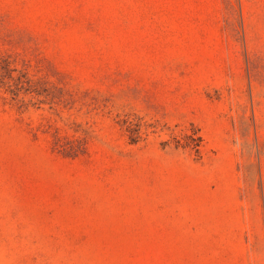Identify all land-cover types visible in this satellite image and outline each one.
I'll list each match as a JSON object with an SVG mask.
<instances>
[{
  "label": "rangeland",
  "instance_id": "374dc122",
  "mask_svg": "<svg viewBox=\"0 0 264 264\" xmlns=\"http://www.w3.org/2000/svg\"><path fill=\"white\" fill-rule=\"evenodd\" d=\"M0 54V264H264V0H0Z\"/></svg>",
  "mask_w": 264,
  "mask_h": 264
},
{
  "label": "trees",
  "instance_id": "16d2710c",
  "mask_svg": "<svg viewBox=\"0 0 264 264\" xmlns=\"http://www.w3.org/2000/svg\"><path fill=\"white\" fill-rule=\"evenodd\" d=\"M14 69L10 68V61L9 57L3 56L0 54V82L4 84V80H11L14 84V89L16 91H21L24 90L25 93H32L34 91V84L31 80L29 79H24L23 77H17L14 78L12 76V72ZM23 78V79H22ZM25 84L27 86H25ZM13 92V91H11Z\"/></svg>",
  "mask_w": 264,
  "mask_h": 264
}]
</instances>
